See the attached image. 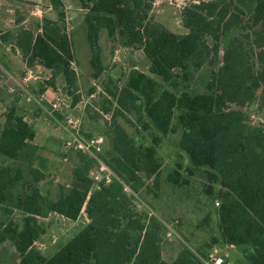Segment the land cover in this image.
Instances as JSON below:
<instances>
[{"label":"trees","instance_id":"16d2710c","mask_svg":"<svg viewBox=\"0 0 264 264\" xmlns=\"http://www.w3.org/2000/svg\"><path fill=\"white\" fill-rule=\"evenodd\" d=\"M74 1L82 10L94 79L108 69L109 49L103 43L111 52L113 44L142 50L150 72L173 87L181 72L190 76L213 56L204 93H178L137 67L121 86L108 89L111 119L104 120L98 133L110 137L103 158L136 191L158 197L163 164L159 146L182 128L178 146L190 159L186 170L205 178L208 212L200 225H208L213 213L217 220V236L198 251L205 254L215 244H232L241 250L239 262L264 264V123L252 122L248 114L253 104L264 105V0L192 1L181 11L185 32L157 20L151 14L153 0ZM48 5L55 17L44 14L23 25L25 17L20 15L16 29L0 28V102L6 107L0 155L19 164L0 162V247L11 242L20 264H204L187 245L165 258L160 218L139 210L116 180L95 187V161L84 153L74 151L70 184L55 183V195L44 191L46 177L34 167L41 147L20 105L25 91L10 79L8 56L20 54L28 68L41 66L50 72L41 91L61 92L70 107L81 101L67 5L65 0H48ZM85 108L90 110L89 105ZM130 115L149 133L150 143L136 142L129 130L134 125ZM100 116L95 111L93 118ZM180 168L167 176L176 186L188 182ZM15 210L23 213L21 222L13 217ZM83 211L88 224L55 254L48 257L34 247L46 232L40 217L56 213L77 220Z\"/></svg>","mask_w":264,"mask_h":264},{"label":"rangeland","instance_id":"374dc122","mask_svg":"<svg viewBox=\"0 0 264 264\" xmlns=\"http://www.w3.org/2000/svg\"><path fill=\"white\" fill-rule=\"evenodd\" d=\"M24 1L26 0H0L1 29L5 30L14 27L16 25V18L20 15L25 17L23 25H27L34 19H41L44 14L51 17L56 16L55 11L48 5V0H35L36 2L33 4ZM192 1L197 0H153L151 14L157 20L163 22L169 29L185 32L181 21V11L185 5ZM65 3L67 5L68 32L72 34L75 45L76 60L73 65L79 76L78 92L81 95V101L75 106L63 107L62 110L55 112L56 117H52L45 111L44 107L33 98H30L29 95V93L40 95L42 92H45L49 98L53 97L54 90H40L41 83L50 76V73L40 67L29 69L23 63L21 56H14L12 58L11 69L8 72L11 80L16 79L20 82L23 81V77L27 73L39 76L38 79L32 78L25 84L26 91L22 96L20 105L23 113L26 115V120L36 131L34 142L41 147V158L34 164V167L40 169L45 175L46 180L42 182V185L44 191L50 192L51 195H55L57 192L55 183H62L64 185L71 183L77 161L75 152L69 150L65 145L67 134L61 125L65 114L71 112L80 113L83 119L85 134H98L102 132L104 127V120H106L104 114L112 113V111L106 110L110 106L107 100V90L113 89L116 85L121 86L125 76L133 67L149 73L165 87L171 88L178 93L206 92L207 82L214 69L211 63L213 56L209 55L203 67L192 71L190 76L181 72L177 86L173 87L170 83L164 82L160 77L150 72V60L142 50H132L113 44L111 52L110 45L103 43L109 49L106 57L108 69L99 79H94L92 76L93 69L90 64V45L87 40L82 10L76 7V1L74 0H65ZM37 9L40 10L39 14H34V11ZM106 40L107 36L104 37L103 42ZM6 47L10 48L9 46ZM58 86L62 90V83ZM92 88H95V91L91 93ZM12 98L11 92L8 100L10 101ZM104 104L105 106H103ZM88 105L90 106V110L86 111L85 107ZM5 108V105L0 102V126L5 120ZM95 111L101 115L96 120L93 118ZM248 114L249 116L252 114L256 115L255 118H251L252 122L264 123V105L260 102L253 104L249 108ZM129 117L134 123V125L130 124L129 127L131 128L129 130L135 135L136 142L150 143L151 136L147 131L139 127L140 124L137 118L132 115ZM182 132V128H177L176 132L165 137L159 146L158 151L163 163L161 168L162 187L159 191V196L153 198L151 194H147L145 191L140 192L144 200L155 210L163 222L172 225L175 229L176 235L165 237L166 245L163 252L165 258L175 255L184 245L196 250L206 247V244L210 243L212 238L217 236L218 232L217 220L214 213L208 225H200V222L208 212V206L205 204L203 194L205 178L200 173L191 174L186 170L190 166V159L178 146ZM107 138L108 143L106 148H109L110 137ZM0 162L4 166L18 167L19 165L17 161L5 158L2 155H0ZM179 165L182 166L180 168L182 174L188 179V182L184 186L173 185L167 180L169 173L178 168ZM2 215L3 217L4 215L6 216L5 213H2ZM13 217L18 222H21L23 213L15 210ZM39 220L46 232L34 244V247L48 257L55 254L89 222V218L84 211L77 220L56 213L40 217ZM240 255L241 250L237 249L234 258L239 261ZM0 264H20L19 253L11 242H6L0 247Z\"/></svg>","mask_w":264,"mask_h":264},{"label":"built area","instance_id":"2783aa9c","mask_svg":"<svg viewBox=\"0 0 264 264\" xmlns=\"http://www.w3.org/2000/svg\"><path fill=\"white\" fill-rule=\"evenodd\" d=\"M39 12L40 10L37 9L34 11V14H39ZM32 78H34V75L32 73H27L23 77L22 82L17 81L16 79L12 80L16 86H19L26 91L25 84ZM29 95L30 98H33L37 103L44 107L45 111L52 117H56L55 112L62 110L63 107H70V104L61 92L54 91L52 98H49L45 92H42L40 95H34L32 93H29ZM104 116L107 120L111 119V113L104 114ZM255 117V114L250 116V118ZM61 125L67 134L65 139L66 147L69 150L84 153L95 161V167L91 171V177L95 187L108 185L116 180L123 186V191L133 198L136 207L139 210L147 212L150 216L159 217L148 202L144 200L140 192L136 191L130 183L123 180L104 160L103 154L108 143V138L105 134L86 135L83 129L82 115L80 113L71 112L65 114ZM216 204L219 205V202H216ZM160 220L163 222L161 218ZM163 224L165 226V237L176 235L175 229L172 225L165 222H163ZM190 248L204 264H247L245 262H239L234 258L236 247L232 244H215L210 247L205 254H201L198 250L192 247Z\"/></svg>","mask_w":264,"mask_h":264},{"label":"crops","instance_id":"0c3cea01","mask_svg":"<svg viewBox=\"0 0 264 264\" xmlns=\"http://www.w3.org/2000/svg\"><path fill=\"white\" fill-rule=\"evenodd\" d=\"M17 27H18V26H17V24H16L14 27H10L9 29H5L4 31H6V30H14V29H16ZM2 30H3V29H2ZM9 50H10V49H9L8 47H6V53H7V54H9ZM14 56H15V55H13V57H14ZM17 56L19 57V56H21V55L18 54ZM8 57H9V58H8V59H9V62H10V64L12 65V57H10V56H8ZM23 63H24V62H23ZM24 64H25V63H24ZM25 66H26V65H25ZM36 67H37V68L40 67V68H42L43 70H47V69H44V68L41 67V66H36ZM33 68H35V67H33ZM33 68H32V69H33ZM29 69H31V68H29ZM29 69H28V70H29ZM47 71H48V70H47ZM48 72H49V71H48ZM49 73H50V72H49ZM34 78H35V79H38L39 76H34ZM236 250H237V249H235V251H236ZM235 251H234V254H235Z\"/></svg>","mask_w":264,"mask_h":264}]
</instances>
